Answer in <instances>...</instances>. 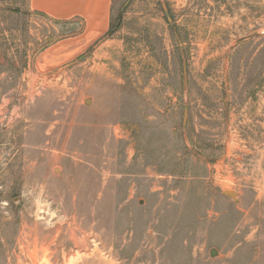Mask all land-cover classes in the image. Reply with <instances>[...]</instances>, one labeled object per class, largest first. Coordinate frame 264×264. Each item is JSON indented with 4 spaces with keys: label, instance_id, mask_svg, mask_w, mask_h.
<instances>
[{
    "label": "rangeland",
    "instance_id": "rangeland-1",
    "mask_svg": "<svg viewBox=\"0 0 264 264\" xmlns=\"http://www.w3.org/2000/svg\"><path fill=\"white\" fill-rule=\"evenodd\" d=\"M81 28L0 0V264H264V0Z\"/></svg>",
    "mask_w": 264,
    "mask_h": 264
},
{
    "label": "crops",
    "instance_id": "crops-1",
    "mask_svg": "<svg viewBox=\"0 0 264 264\" xmlns=\"http://www.w3.org/2000/svg\"><path fill=\"white\" fill-rule=\"evenodd\" d=\"M112 0H29L32 10L59 20L79 19L82 28L72 37L52 44L48 54L80 49L100 37L108 27ZM61 47L63 49H61Z\"/></svg>",
    "mask_w": 264,
    "mask_h": 264
},
{
    "label": "water",
    "instance_id": "water-1",
    "mask_svg": "<svg viewBox=\"0 0 264 264\" xmlns=\"http://www.w3.org/2000/svg\"><path fill=\"white\" fill-rule=\"evenodd\" d=\"M224 194H225V195H228V196H230V197H234V193H233L232 191H230V190H226V191L224 192Z\"/></svg>",
    "mask_w": 264,
    "mask_h": 264
}]
</instances>
